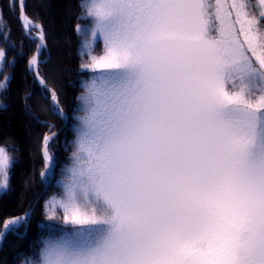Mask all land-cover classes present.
Returning a JSON list of instances; mask_svg holds the SVG:
<instances>
[{
  "label": "snow or ice",
  "instance_id": "1",
  "mask_svg": "<svg viewBox=\"0 0 264 264\" xmlns=\"http://www.w3.org/2000/svg\"><path fill=\"white\" fill-rule=\"evenodd\" d=\"M81 9L83 48L100 39L104 54L81 64L91 73L76 98L84 115L74 117L62 195L45 204L71 228L27 264H264V0H83ZM49 139L44 181L56 167ZM13 163L0 147V195ZM28 219L7 221L0 238Z\"/></svg>",
  "mask_w": 264,
  "mask_h": 264
},
{
  "label": "trees",
  "instance_id": "2",
  "mask_svg": "<svg viewBox=\"0 0 264 264\" xmlns=\"http://www.w3.org/2000/svg\"><path fill=\"white\" fill-rule=\"evenodd\" d=\"M82 2L27 0V17L44 31L46 47L39 64V77L46 84L43 87L30 65L40 51L41 40L26 32L20 0H0V51L5 54L0 83L5 76L10 78L6 90H0V147L14 159L9 169V190L0 196V234L7 221L33 211L28 224L9 233L0 253V264L30 260L43 247L42 241L53 234L49 226H54L55 232L66 228L62 212L49 219L45 204L56 180L62 178V169L71 164L73 126L78 123L74 117L84 115L76 111V98L84 94L81 82L91 75L81 71V64L90 63L89 57L82 55V35L77 34L78 24L81 28L89 26L88 19H80ZM96 50L103 55L102 42H98ZM53 93L63 115L69 118L68 124L54 112ZM53 135L49 149L56 160L55 179L44 194L47 183L41 180V173L46 171L43 141Z\"/></svg>",
  "mask_w": 264,
  "mask_h": 264
},
{
  "label": "rangeland",
  "instance_id": "3",
  "mask_svg": "<svg viewBox=\"0 0 264 264\" xmlns=\"http://www.w3.org/2000/svg\"><path fill=\"white\" fill-rule=\"evenodd\" d=\"M21 1V0H20ZM22 2V1H21ZM256 3H257V5H258V0H256ZM32 22V21H31ZM33 24V23H32ZM33 25H36V24H33ZM38 26V25H37ZM86 27H88V26H83L81 29H83V28H86ZM40 29H41V27L40 26H38V27H36V28H34V29H28V30H26V28H25V30H26V32L29 34V35H32V36H35V37H37V38H39L40 37ZM36 31L37 32H39V33H36ZM82 52H87V54H84L85 56H88L89 58H88V61L89 62H91V56L92 55H97V56H99L96 52H97V50H96V46H97V44H98V42H102V40H100V39H98L97 40V42H96V46H95V48L94 49H85V48H83V42H85V41H88V42H91V37L90 36H85V35H82ZM103 44V43H102ZM42 46H43V44H42V42H41V49H42ZM43 49H45V47L43 48ZM104 50V49H103ZM104 54V53H103ZM37 58V60H38V63L40 64V59L41 58H39L38 56L36 57ZM1 63L2 62H0V68H1ZM38 63L36 64V65H31V71L35 74V72L37 71V69L39 68V66H38ZM37 77V76H36ZM37 80H38V83L40 84V85H44L45 84V82L40 78H37ZM45 86H46V84H45ZM57 101H58V99H57V97H56V100L54 101L53 99H52V102H53V106L54 105H56V103H57ZM58 107H60V105L58 104ZM62 118H64V120H65V122H67V124H68V122H69V118H68V116L67 115H63V116H61ZM48 137H50V139L48 140V151H49V155H52L51 154V150L49 149V146H50V144H51V142L53 141V139H54V135L53 136H48ZM51 141V142H50ZM53 156V155H52ZM43 157H44V160H45V156H44V153H43ZM54 157V156H53ZM54 160H55V157H54ZM55 163H56V160H55ZM45 164H46V171H45V175H47V173H48V164H47V162L45 161ZM9 177H10V170H9ZM61 179H58V180H56V182H55V184H54V187H53V189H52V193H51V198L53 197V196H57V197H59L60 195H62V192H61V189L57 186V182L58 181H61V180H64L65 178H64V176L61 174L60 176H59ZM0 178H2V177H0ZM50 181H46V183H47V185H48V183H49ZM65 182H67V181H65ZM1 196V195H0ZM50 198V199H51ZM49 199V200H50ZM48 200V201H49ZM47 201V202H48ZM59 211H61L62 212V209H57L56 210V212H59ZM57 216H55V218H56ZM55 218H53V219H55ZM30 220V219H29ZM29 220H27V221H29ZM26 221V223L28 224L29 222H27ZM9 227H12L11 225H9ZM52 228H54V226H51ZM19 228H21V227H19ZM19 228L17 229V230H19ZM71 228V225H68V224H66V228L65 229H70ZM16 230V231H17ZM15 231V232H16ZM4 232H5V228H4ZM4 232L2 233V234H4ZM51 233H53V232H51ZM53 234H55V235H59L60 233L59 232H55V233H53ZM53 234H51V235H53ZM9 235V234H8ZM8 237V236H7ZM49 237H47V238H45V239H48ZM7 239V238H6ZM44 239V240H45ZM3 246H4V241L2 240V238H0V253L2 252V249H3ZM29 260H26V261H23L22 262V264H27V262H28Z\"/></svg>",
  "mask_w": 264,
  "mask_h": 264
},
{
  "label": "water",
  "instance_id": "4",
  "mask_svg": "<svg viewBox=\"0 0 264 264\" xmlns=\"http://www.w3.org/2000/svg\"><path fill=\"white\" fill-rule=\"evenodd\" d=\"M22 2V9H21V11H22V22H23V25H24V28H26V30H28L27 29V27L25 26V22H24V17H27V15H26V3H27V0H21ZM33 23V22H32ZM34 24V23H33ZM42 42V44L44 45V47L46 46V43H45V37H44V40L43 41H41ZM42 53H43V48H42V51H40V53H38V57L40 58L41 57V55H42ZM38 66H39V63H38ZM35 75L37 76V78H39L40 79V77H39V68L37 69V71L35 72ZM41 86H43V87H46L45 86V84L44 85H41ZM51 142V141H50ZM45 161H46V159H45ZM47 162V161H46ZM54 179H55V175H54V177L53 178H51V180H50V182L48 183V185H47V188H46V190H45V192H44V194H46V192L48 191V189H49V187L53 184V181H54ZM30 215V219H31V217H32V215H33V211H31L28 215H26V216H24V217H27V216H29ZM29 220V219H28ZM27 221V220H26ZM12 226V225H11ZM21 227V226H20ZM5 233V232H4ZM8 234L9 233H7L6 235H3V237H2V240L5 242V240H6V238H7V236H8Z\"/></svg>",
  "mask_w": 264,
  "mask_h": 264
},
{
  "label": "bare ground",
  "instance_id": "5",
  "mask_svg": "<svg viewBox=\"0 0 264 264\" xmlns=\"http://www.w3.org/2000/svg\"><path fill=\"white\" fill-rule=\"evenodd\" d=\"M27 29H31V28H27ZM42 48H44V45L42 46ZM15 125V124H14ZM8 227H9V225H8Z\"/></svg>",
  "mask_w": 264,
  "mask_h": 264
}]
</instances>
